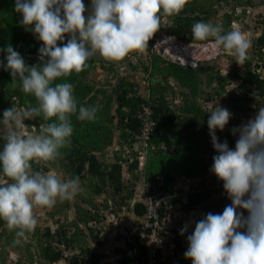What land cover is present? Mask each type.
<instances>
[{"label":"clouds","instance_id":"1","mask_svg":"<svg viewBox=\"0 0 264 264\" xmlns=\"http://www.w3.org/2000/svg\"><path fill=\"white\" fill-rule=\"evenodd\" d=\"M186 3L187 0H91L88 7L83 0H15L14 10L22 15L19 23L42 44L38 49L39 63L31 66L11 44L0 49L6 53V64L0 61V67L10 72L13 83L19 80L24 93L34 95L37 100L35 106L28 108L16 102L3 111V119L0 120V139L4 141L0 167L3 174L13 181L0 184V219L6 221L5 228L17 230V246H27L30 251L9 245L7 235H4L1 238L7 250L4 262L60 264L62 261V264H73L66 258L77 255L80 250L78 244L61 243L55 248L57 252L61 251L60 259L49 261L38 255V245H35L37 236L40 237L45 229L55 233L64 225L66 234L72 235L70 222H63L58 208L53 205L57 199L72 200L83 190L81 182L79 177L62 179L57 171L63 169L51 167L48 161L56 160L59 150L70 146L73 134L71 115L78 113V120L93 121L98 111L97 106L78 107L72 84L53 85V82L73 71L81 72L86 62L97 54L118 61L132 51H144L159 29L161 14L178 15ZM162 35L167 38L168 49L157 44L158 47L172 60L194 65L196 60H187L186 57L189 56L188 46L195 44ZM192 35L198 41L213 38L216 46L222 47L229 55H235L238 63L247 58L250 41L239 30L225 32L220 24L201 21L192 25ZM158 38L163 37L160 35ZM172 100L173 105L181 104L178 98ZM233 113L236 112H231L229 107L218 105L208 116L207 127L216 153L208 173L200 176L178 174L173 194L149 195L146 199L141 196L143 181L137 183L142 190L139 195H134L130 204L132 206L139 201L146 206L139 219L140 226L149 201L158 202V209L166 211L165 225L172 234L159 235L164 237L172 255L161 263L174 264L173 258L178 255L177 264L184 259L191 260L192 264H264V107L258 109L254 118L230 129L236 138L235 146L230 147L227 139L220 141L217 130L224 131ZM36 117L52 121L42 126L39 134L25 122ZM139 135L140 124L135 142ZM151 136L143 158H139V148L133 145L140 167L154 146L150 143ZM34 160L41 166H49L48 170L33 171L30 162ZM210 172L222 182V196L226 195L230 201L218 213H205L214 193L204 178H210ZM206 188L213 191L208 200L191 210L181 208L189 194ZM108 205L107 209L100 206L105 220L98 224L103 227L97 231L100 239L105 240L103 245L91 242L88 230L84 226L81 229L97 255L102 256L100 264H122L119 262L122 252L117 248L123 247L125 241L116 237H129L128 233L134 231L131 224L134 215L122 210L117 220L110 212V201ZM140 226L136 228L138 234ZM35 227H38V232L30 233ZM184 234L186 237L184 240L180 237L183 243L178 247L176 240ZM109 243L111 247L108 249ZM99 247H103L101 253Z\"/></svg>","mask_w":264,"mask_h":264},{"label":"trees","instance_id":"2","mask_svg":"<svg viewBox=\"0 0 264 264\" xmlns=\"http://www.w3.org/2000/svg\"><path fill=\"white\" fill-rule=\"evenodd\" d=\"M83 2L90 7L91 0ZM14 4L15 0H0V49L11 44L27 65L38 64V49L42 42L21 26L22 15L15 12ZM257 7L264 9V0H187L178 15L161 14L159 29L148 41L146 58H130L127 55L118 61H108L97 54L86 62L81 72L73 71L69 76L53 82V85L72 84L78 107L97 106L98 111L93 121H80L77 119L78 113L72 114L70 146L61 148L56 160L48 161L51 167L67 172L69 179L79 177L83 190L77 194V198L85 206L75 205L76 215L69 224L73 229L71 236L66 234L64 225L55 233L45 229L40 235L42 239L37 236L38 243L35 245H38L39 256L49 261L60 259L61 251L55 249L59 244H78L79 253L67 260L73 264H100L102 256L97 255V251L85 239L81 227L88 230L91 242L97 246L103 245L105 240L100 239L97 231L103 227L98 224L105 220L100 206L107 209L110 201V212L117 220L122 210L134 215L131 223L134 231L128 233L129 237H116L125 241L123 247L117 248L122 252L119 262L132 264L145 261L147 237L140 236L136 228L140 226L139 219L144 215L146 206L139 201L132 206L130 204L136 194L137 183L143 181L141 196L146 199L149 195L173 194L178 174L200 176L208 173L216 153L207 127L209 109L206 104L211 103L215 108L222 104V107H229L231 112L242 113L253 111V107L257 110L264 107L263 11L257 13L255 28L258 35L250 39V51L247 50V58L241 63L242 69L232 67L226 73H221L216 65H210L208 61L197 60L192 65L172 60L157 46V38L167 34L188 44L202 45L213 38L195 40L192 35L194 23L211 22L222 25L225 32L231 31L234 23H242L245 16H249ZM5 55L0 51V61L6 64ZM98 65L107 71V77L101 84L88 79L90 72ZM233 81H236V85L228 89ZM175 98L181 104L173 105L172 99ZM218 99L222 103H217ZM16 102L26 108L37 104L35 96L24 93L19 80L13 83L10 72L0 67V120L3 119V111ZM145 107L150 108L156 127L150 140L154 146L149 149L144 165L140 167L133 145ZM25 122L39 134L41 127L52 121L36 117ZM225 139L230 147H234L235 139L228 129L223 133ZM3 144L4 141L0 139V151ZM30 163L33 171L44 172L49 168L47 165L41 166L36 160ZM11 182L0 167V184ZM212 192L206 188L189 194L187 201L181 203V208L186 211L196 208L208 200ZM64 205L69 207L66 200ZM61 209H58L59 213ZM157 215L165 224V209L160 208ZM6 226V221L0 219V242L4 232L12 233ZM16 231L9 237L6 234L9 245H18ZM36 232L38 227L30 233ZM167 233L172 234L169 230ZM178 237L176 242L180 247L186 235ZM17 247L30 253L27 246ZM0 264L22 263L4 262V251L0 249ZM181 264H192V261L184 259Z\"/></svg>","mask_w":264,"mask_h":264},{"label":"rangeland","instance_id":"3","mask_svg":"<svg viewBox=\"0 0 264 264\" xmlns=\"http://www.w3.org/2000/svg\"><path fill=\"white\" fill-rule=\"evenodd\" d=\"M229 7V6H227ZM225 7V8H227ZM230 8V7H229ZM228 9V8H227ZM239 9V8H238ZM260 11H263L264 9L262 7H257L249 16H245V19H243L242 23H234L233 28L236 30L241 31L246 38L250 41L251 37H254L258 35V30L255 28L256 27V21H257V13ZM223 12V11H222ZM165 35H161L163 37L162 39L158 38L157 44L159 45H164L166 49H168V42L167 38L164 37ZM189 48L187 49V52L189 53V56L186 57L187 60L191 61H208L210 65H216L219 71L221 73H226V71L232 67H238L242 69L241 63H238L237 58L235 55H229L222 47H217L216 44L214 43V39H212L211 42H208L207 44L204 45H195V46H188ZM171 50V49H169ZM250 51V49H248ZM130 58L134 57H140V58H146L148 56L147 50L145 49L144 51H132L128 54ZM99 57L103 58L98 54ZM105 59V58H103ZM111 61V60H108ZM235 63V64H234ZM107 77V71L104 68H101L99 65L92 70L91 74L89 75V79L93 80L96 83H103ZM236 84V81H233L230 86H228V89H231L234 87ZM173 85V84H172ZM217 103H222L220 99L217 100ZM207 109H209V114L212 110L215 109V107L211 106V103L206 104ZM219 106H222V104H218ZM217 105V106H218ZM226 108V107H225ZM258 111V110H257ZM257 111L249 112V113H242V112H236L233 113L232 119L229 121V124L225 127L224 131H218V137L220 138V141H223V133L228 129H230L233 126H239L243 122H247L249 119L254 118L256 115ZM234 139H236L233 136ZM212 145V143H211ZM235 146V145H234ZM213 147V146H212ZM57 171V170H56ZM58 174L61 175L62 179H69V175L63 171H57ZM210 178L209 177H204L207 178L205 182H208V185L211 186V188L214 190V193L212 194L210 198V204L208 208H205V213L207 212H213V213H218L222 212L223 208L226 204L230 203V201L226 198L225 196H222L223 188H222V182L218 181L216 176L212 174L211 172ZM212 183V185H211ZM142 190V187L140 185L137 186L136 189V194L139 195ZM67 203H69V207L66 208L64 203L65 200L61 201L57 199V202L55 203L56 208L60 209L62 207L59 216L62 217L63 222L69 223L70 220H73L74 216L76 215L75 213V205L80 204L85 206L82 202L79 201L77 198V195L72 199V200H66ZM198 216L197 214H195ZM192 226V225H191ZM194 227V225H193ZM193 229V228H192ZM15 229H12V233H6L4 232V235L11 236L13 235ZM3 235V236H4ZM4 242H0V249L4 251V254L7 252L6 250V244H3ZM111 247L110 243L108 244V249ZM99 253L103 251V247H99L98 249ZM13 255V254H12ZM15 257V256H14ZM62 264V261L60 262Z\"/></svg>","mask_w":264,"mask_h":264},{"label":"built area","instance_id":"4","mask_svg":"<svg viewBox=\"0 0 264 264\" xmlns=\"http://www.w3.org/2000/svg\"><path fill=\"white\" fill-rule=\"evenodd\" d=\"M155 125L156 122L152 117L150 108L145 107L140 117V135L138 136L137 142L134 143L135 146L139 148V158H143V153L147 148L148 141ZM147 207L148 210L142 220V225L139 228V234L148 237L146 243V259L144 262H134L132 264H157L166 261L172 255V252H169L165 245L164 237L159 235V233H167L168 230L167 225L158 219V202L153 203L152 201H149ZM178 258V255L173 258L174 264H177L178 261L176 259Z\"/></svg>","mask_w":264,"mask_h":264}]
</instances>
